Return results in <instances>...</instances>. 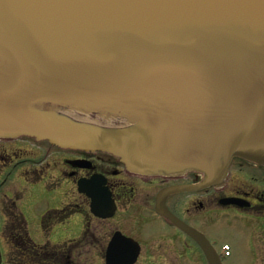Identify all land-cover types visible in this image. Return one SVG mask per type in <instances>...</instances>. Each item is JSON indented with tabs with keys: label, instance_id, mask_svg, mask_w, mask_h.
Segmentation results:
<instances>
[{
	"label": "water",
	"instance_id": "1",
	"mask_svg": "<svg viewBox=\"0 0 264 264\" xmlns=\"http://www.w3.org/2000/svg\"><path fill=\"white\" fill-rule=\"evenodd\" d=\"M20 136L212 185L264 166V0H0V138Z\"/></svg>",
	"mask_w": 264,
	"mask_h": 264
},
{
	"label": "flooded vegetation",
	"instance_id": "2",
	"mask_svg": "<svg viewBox=\"0 0 264 264\" xmlns=\"http://www.w3.org/2000/svg\"><path fill=\"white\" fill-rule=\"evenodd\" d=\"M93 179L96 215L81 191ZM22 184L61 195L58 207L40 217L44 232L54 222H83L80 238L56 247L62 264H80L91 252L101 264L108 257L110 264H211L210 253L223 264L241 253L264 264V166L240 157L212 185L192 171L140 175L105 151L0 138V221L27 222L32 206L19 207Z\"/></svg>",
	"mask_w": 264,
	"mask_h": 264
},
{
	"label": "rangeland",
	"instance_id": "3",
	"mask_svg": "<svg viewBox=\"0 0 264 264\" xmlns=\"http://www.w3.org/2000/svg\"><path fill=\"white\" fill-rule=\"evenodd\" d=\"M23 193L18 201L20 209L25 210L28 206H32L29 213L26 215L27 228L31 240L39 246L51 243L50 245H58L68 242L72 239L80 238L83 232V222L80 219H76L69 222H54L49 233L44 232L43 222L40 221V217L45 214V211L52 210L58 207L60 204V194L55 190L28 187V184H22ZM7 205H11V201L4 200ZM0 213V219H2ZM6 222L0 221V264H10L8 257L11 258L10 253L12 252V243L8 242L5 237V229H9L10 225H5ZM17 224V222H16ZM12 225V224H11ZM12 228V227H10ZM32 243V242H31ZM33 245V244H32ZM38 247V246H37ZM50 247V246H49ZM54 247V246H53ZM52 248V247H50ZM57 250H55L56 252ZM49 254L53 252L49 251ZM54 252V253H55ZM88 257H81L80 264L84 262L86 264H101L96 257L92 256L93 252L89 253ZM56 259H52L53 262H59L57 253L55 254ZM77 261V260H76ZM228 264H257L255 260L248 258L244 253L240 255H234L227 261Z\"/></svg>",
	"mask_w": 264,
	"mask_h": 264
},
{
	"label": "trees",
	"instance_id": "4",
	"mask_svg": "<svg viewBox=\"0 0 264 264\" xmlns=\"http://www.w3.org/2000/svg\"><path fill=\"white\" fill-rule=\"evenodd\" d=\"M10 227L7 230V237L12 243L11 247L13 250L10 254V260L13 264H51L49 262H52V259H56L55 254L57 251L55 252V250H58L56 247L50 248L46 246L38 248L32 245L27 236L26 222L12 223ZM49 251L53 252V254H49ZM53 263L62 264L60 261Z\"/></svg>",
	"mask_w": 264,
	"mask_h": 264
}]
</instances>
